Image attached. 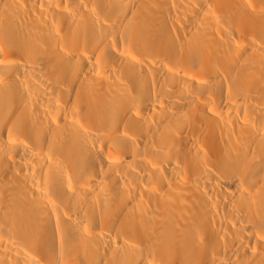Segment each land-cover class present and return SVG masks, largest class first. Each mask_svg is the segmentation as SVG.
<instances>
[{
    "label": "bare ground",
    "instance_id": "bare-ground-1",
    "mask_svg": "<svg viewBox=\"0 0 264 264\" xmlns=\"http://www.w3.org/2000/svg\"><path fill=\"white\" fill-rule=\"evenodd\" d=\"M0 264H264V0H0Z\"/></svg>",
    "mask_w": 264,
    "mask_h": 264
}]
</instances>
